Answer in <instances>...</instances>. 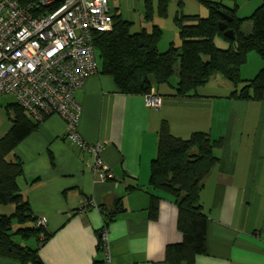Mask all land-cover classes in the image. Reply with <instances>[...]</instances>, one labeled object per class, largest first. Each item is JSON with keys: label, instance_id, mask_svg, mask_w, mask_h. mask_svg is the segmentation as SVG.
Returning <instances> with one entry per match:
<instances>
[{"label": "crops", "instance_id": "crops-1", "mask_svg": "<svg viewBox=\"0 0 264 264\" xmlns=\"http://www.w3.org/2000/svg\"><path fill=\"white\" fill-rule=\"evenodd\" d=\"M151 1L155 16L149 23L143 20L146 0L109 3L133 28L140 10L138 26L147 30L159 26L162 47L180 41L174 21L179 9L185 15L207 14L197 0H168L166 15L158 16L157 0ZM211 1L234 4L233 0ZM260 2L235 0L237 16H249ZM262 64L248 53L241 76L252 78ZM232 88L213 74L196 95H163L159 107H147L144 95L119 92L111 76H88L75 93L81 106L77 131L86 142L102 144L101 157L114 178L100 179L93 173L94 157L66 138L65 122L57 114L46 116L10 154L22 162L21 195L32 215L45 219V232L51 234L38 248L43 264H92L95 258L103 264H169L167 245L182 239L176 226L177 207L171 196L153 191L160 197L156 218H149L147 211L150 165L163 122L175 136L186 138L203 131L211 139H222L215 149L217 164L200 193L208 217L206 251L195 257V264H264V98L230 97ZM11 103L13 97L0 98L4 109L0 136L11 126L5 108ZM118 200L123 211L104 230L106 241L99 252L97 230L104 223V213L114 211ZM7 206L10 214L14 205ZM0 214L6 213L0 210ZM29 241L35 246L33 239ZM0 264L20 263L0 255Z\"/></svg>", "mask_w": 264, "mask_h": 264}, {"label": "trees", "instance_id": "trees-1", "mask_svg": "<svg viewBox=\"0 0 264 264\" xmlns=\"http://www.w3.org/2000/svg\"><path fill=\"white\" fill-rule=\"evenodd\" d=\"M197 1L207 9L206 16L185 15L179 9L174 21L180 41L166 47L160 45L162 30L159 26L153 24L149 30L134 31L133 23L113 10L112 29L97 32L93 38L98 73L111 76L121 93L146 95L153 90L161 98L163 95H196L213 74H219L232 84L230 97L264 98V64L250 79L240 74L252 51L264 63V0H260L259 6L247 17L237 16L235 0L232 6L222 1ZM167 4L168 0H157L158 16L166 15ZM223 14L231 19L226 20ZM154 16L152 1L146 0L143 20L149 23ZM222 21L226 22L225 29L233 31V38L226 37L219 28ZM218 39L224 48L216 45ZM173 76L176 79L172 81ZM5 108L11 126L0 136V205L13 204L14 210L0 214V255L20 264H43L38 248L51 234L37 225L38 219L21 195L18 178L23 173L22 162L10 156L41 121L32 119L15 100ZM221 145V138L211 139L203 131L183 138L173 135L166 122L160 126L156 154L150 165L151 195L147 211L149 218H156L160 197L153 191L171 196L177 207L176 226L182 239L167 245L165 260L169 264H195V257L206 251L208 217L200 193L206 176L217 164L215 149ZM116 205L114 211L104 213V223L97 230L99 252L104 248V230L115 215L123 211L121 200ZM30 239L35 246L25 244ZM92 264H103V261L95 258Z\"/></svg>", "mask_w": 264, "mask_h": 264}, {"label": "built area", "instance_id": "built-area-1", "mask_svg": "<svg viewBox=\"0 0 264 264\" xmlns=\"http://www.w3.org/2000/svg\"><path fill=\"white\" fill-rule=\"evenodd\" d=\"M112 12L109 0H0V94L12 95L34 120L59 115L66 138L94 157L92 171L100 179L114 175L101 157L102 144L77 131L75 93L99 71L93 38L112 29ZM144 96L147 107L162 103L153 90ZM45 223L38 218L37 225Z\"/></svg>", "mask_w": 264, "mask_h": 264}, {"label": "rangeland", "instance_id": "rangeland-1", "mask_svg": "<svg viewBox=\"0 0 264 264\" xmlns=\"http://www.w3.org/2000/svg\"><path fill=\"white\" fill-rule=\"evenodd\" d=\"M139 12H141L140 10H139ZM139 12H137V16L135 15V18H136V23H135V28H133L132 27V30H137V31H139L140 30V27L138 26L139 24H138V20H137V17H138V13ZM126 14H128V13H126ZM129 15H132V11L131 12H129ZM216 45L217 46H219V47H223L224 48V45L220 42V40H216ZM254 54V55H256L257 56V54L255 53V52H250L249 53V55H251V54ZM258 57V56H257ZM176 79V76H173L172 77V81L173 80H175ZM12 95H9V94H0V98L1 99H3V100H7V101H9V100H12ZM14 98V97H13ZM3 116L4 115V109H1V107H0V116ZM8 205H13V204H8ZM8 206L7 205H0V210L3 212V213H6V214H9V210H8V208H7ZM5 210V211H4ZM17 225H16V223H14L13 224V227L15 228ZM33 244V242L32 241H27V242H25V244Z\"/></svg>", "mask_w": 264, "mask_h": 264}, {"label": "water", "instance_id": "water-1", "mask_svg": "<svg viewBox=\"0 0 264 264\" xmlns=\"http://www.w3.org/2000/svg\"><path fill=\"white\" fill-rule=\"evenodd\" d=\"M225 19L226 20H230L231 17L227 14H223ZM219 28L221 30H224V35L228 38H233L234 35H233V31L231 29H225L226 28V22L225 21H222V22H219Z\"/></svg>", "mask_w": 264, "mask_h": 264}]
</instances>
